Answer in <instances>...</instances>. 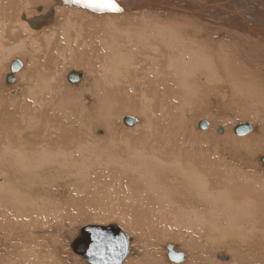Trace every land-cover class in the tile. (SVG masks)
<instances>
[{
  "label": "bare ground",
  "instance_id": "1",
  "mask_svg": "<svg viewBox=\"0 0 264 264\" xmlns=\"http://www.w3.org/2000/svg\"><path fill=\"white\" fill-rule=\"evenodd\" d=\"M239 1H232L231 13L252 19V28L222 12L197 15L165 4L132 10L120 2L124 11L101 13L73 0H0V264H50L57 251L46 237L65 232L59 222L74 221L75 209L81 208L80 221L90 216L84 211L90 187L99 191L100 185L106 193L124 190L142 206L147 234L161 243L180 240L170 243L185 254L184 262L173 263L168 245L154 242L147 261L130 260L135 240L120 227L131 239L123 264H244L247 256L263 261L264 7L261 0ZM245 5L250 9L240 10ZM47 15L44 26L30 24ZM16 60L22 68L8 85ZM68 64L79 66V83L68 81L72 71L57 81L58 68ZM86 77L90 96L66 83L78 87ZM202 85L208 97L222 96L238 108L242 122H236L240 117L225 128L231 118L221 116L227 110L231 115L229 108L213 113L210 122L199 121L204 111L194 120L187 106ZM116 114L137 123L129 127L122 117L118 126ZM238 124H250L251 132L233 136ZM117 128L141 133L118 143ZM224 249L232 258L218 256Z\"/></svg>",
  "mask_w": 264,
  "mask_h": 264
},
{
  "label": "rangeland",
  "instance_id": "2",
  "mask_svg": "<svg viewBox=\"0 0 264 264\" xmlns=\"http://www.w3.org/2000/svg\"><path fill=\"white\" fill-rule=\"evenodd\" d=\"M70 65H73V64H68V66H70ZM68 66H64V68H63V66L61 67V68H58V71H59V73H58V75H57V77L58 78H60V79H58L57 78V81L59 82V83H61L62 81V79L64 78V75H65V73L67 74L68 72L70 73V71H76L77 69V67H79V66H76V68H75V66L73 65V67L72 66H70V67H68ZM68 68V69H66V68ZM97 67V66H96ZM72 68V69H71ZM81 68L82 69H85V70H87L86 69V67H82L81 66ZM87 68H88V66H87ZM55 72H56V70H55ZM90 76V75H89ZM91 77V76H90ZM88 78V79H87ZM60 80V81H59ZM87 80V81H86ZM86 80L84 81V82H81L80 84H78V85H76V86H78V87H75V86H73V85H71V84H69L68 82H66L67 83V85H69V86H71L74 90H75V92H80V94H85V95H87V96H90L91 94V92L89 91V88H90V85H91V83L90 82H88L89 80H91V79H89V77H86ZM82 83H84V84H82ZM90 85H89V84ZM6 85V84H5ZM80 85V86H79ZM89 85V86H88ZM81 86H83V87H81ZM85 86H87L88 87V89H84V87ZM203 86V85H202ZM207 87L208 86H203L202 87V89L199 91V93H197L196 94V97H193V98H197V101H198V103H200L199 102V100H198V98H200V101H201V103L203 104V105H199L198 103H197V101H196V99H192V97L191 98H189V100L191 99V101H189V102H192L193 103V105H196V106H193L192 105V103H190V109H189V107L187 106V104H186V106H187V111L191 114V113H193V114H191V115H193L192 116V118L194 119V120H196L197 118H198V116L203 112V114H202V118L203 119H200L199 121H208V122H210V119L213 117L212 115H213V113L215 114V112H217V111H221V113L223 112V110H227L228 108L231 110V115H230V112L228 111V113H227V111H224V113L225 114H229V115H220L221 117H223V118H221V120H223L224 118V120H227L228 118H231V122L229 121V119H228V121L230 122V124H227V127L225 126V128H228V126H229V128H231L230 126H235V124H237V123H239V122H242V119H243V114L241 115L240 113V111H239V109L237 108L236 109V111H234L235 109V107L232 105V104H230L231 102H227L226 100H222V96L220 97V98H217V97H208V95H205V92L204 91H206V89H207ZM70 88V87H69ZM76 88H78V91H76L77 89ZM65 90H67V88L65 89ZM79 90H81V91H79ZM88 92H90V93H88ZM200 96V97H199ZM202 97V98H201ZM201 99H203V100H201ZM217 100V101H216ZM221 100V101H220ZM194 101H195V103H194ZM223 101V102H222ZM217 102L220 104H222V106H227L226 108L224 107H222L221 106V104L219 105V104H217ZM215 103H216V105H215ZM213 105L214 106H216V107H213ZM218 105L220 106V107H218ZM198 107H201V108H199V109H197ZM223 108V109H221V110H218V109H214V108ZM69 107H67L66 106V112H69V111H71V109H68ZM192 108V109H191ZM211 108V109H210ZM202 109H204V110H202ZM190 110H192V111H190ZM213 110H214V112H213ZM194 111V112H193ZM211 111V112H210ZM199 112H201V113H199ZM205 113H208V114H206L205 115ZM220 113V112H219ZM235 113V114H234ZM238 113V114H237ZM195 114H197V115H195ZM211 114V115H210ZM119 115V116H118ZM205 116V118H204V116ZM208 115H209V117H208ZM240 115V116H239ZM135 116V115H134ZM197 117V118H194V117ZM212 116V117H211ZM225 116H228L227 118L225 117ZM127 118V117H131L130 115H125V116H123V114H116L115 115V118H116V124L118 125V126H120V124L119 123H122V119L121 118ZM241 117V118H240ZM119 118V119H118ZM136 118H138V117H136ZM140 118V117H139ZM138 118V119H139ZM199 118H200V116H199ZM207 118V120H205ZM220 118H219V120H220ZM236 118V119H235ZM238 118H240L239 120H237ZM118 119V120H117ZM209 119V120H208ZM232 120H234V122L232 123ZM239 121V122H238ZM250 121V120H249ZM244 123L245 122H248V121H243ZM250 123H252V122H250ZM231 124H233V125H231ZM122 125V124H121ZM221 127H223V126H221ZM123 128H125L124 127V124H123ZM197 128V127H196ZM224 128V127H223ZM198 129V128H197ZM232 129V128H231ZM117 130L119 131L120 130V132L121 133H119L118 135V143H126L127 144V142H129V140L130 139H132V138H136L140 133H141V129H139V130H135V131H129V132H126V131H123L124 129H118L117 128ZM102 132V133H100V132ZM98 132H97V136L98 137H102V136H104L105 135V133H104V129H102V128H100V130H99ZM123 132V133H122ZM233 132V131H232ZM218 133H219V128H218ZM133 134V135H132ZM220 134V133H219ZM232 134V133H231ZM234 134V133H233ZM232 134V135H233ZM129 135V136H128ZM131 135V136H130ZM128 136V137H127ZM233 136H235V137H237V135H233ZM129 137H130V139H129ZM125 140V141H124ZM126 146V145H125ZM228 148H230V147H228ZM123 149V148H122ZM229 152V151H228ZM229 153H231V151L229 152ZM262 155H264V154H262ZM261 155V156H262ZM90 189H91V191H92V193H91V198L93 199L94 198V201L91 199L90 200V202L88 203V205L86 206V208H84L85 210V214L86 215H90V216H84V222L83 221H80L81 219H79L78 217H77V215H78V211H81V208H79L78 209V211H76V209H75V211L73 210L72 211V213H71V218H74V221L72 220L71 221V219L69 218V219H66V220H60V224H59V226L61 227V228H63L64 227V229H65V232H62V231H57V232H55L54 234H52V233H50L49 234V236H47L46 237V239L47 240H49V242H50V244H51V246H52V248H53V246H56V251H57V253L55 254V253H52V255H51V260H50V264H87L81 257H79L77 254H75L74 252H73V250L71 249V247H70V242H71V240L74 238V237H76L77 235H78V233H79V231L80 230H78V229H82V226H84V227H86V226H93V224H94V226H110V225H112V224H116V225H118L119 227H123L124 229H126V230H129V234H130V236H131V238H133L135 241L133 242V244H132V249L134 250V252L136 253V254H134V256L132 255V256H130V260H134V261H136V262H144V261H147L148 259H149V255H148V253L147 252H150V251H152V249H153V245H154V242H155V244H157V246H161V244L163 243H161V241H157V240H155L154 239V235L151 233V235L152 236H149V234H147V232H148V224L146 223V220L147 219H145L144 218V216H143V212H141L142 211V206L139 208L138 207V205L136 204V203H134V202H131V201H129L127 198H129V197H127V194H125V192H124V190H120L119 188H115V189H112V191L111 192H108V193H106L107 192V190L104 188V186L103 185H100V190L98 191V189L96 190V187L95 188H93V187H90ZM119 190V191H118ZM120 191H122V192H120ZM103 192H104V195H103ZM122 193V194H120V193ZM102 193V194H101ZM101 194V195H100ZM118 194V195H117ZM124 194V195H123ZM109 195V196H108ZM97 196V197H96ZM98 196H100V198L102 197V200H103V202H102V200L101 199H98V202L96 201L97 200V198H99ZM104 196V197H103ZM119 198H118V197ZM121 196H123V197H121ZM109 197V198H108ZM120 197H121V199L123 200V199H125V197H126V201L128 200V203H130V204H132V206L133 207H135V209L133 208V209H131L132 207H131V205L130 204H126V201L124 200V201H122L121 199H120ZM64 199H67L66 197H64L63 198V200ZM96 199V200H95ZM95 201L97 202V203H99V202H101V204L99 203V205H97V203H95ZM122 202V203H121ZM103 203L105 204V203H107L106 205H104L103 206ZM133 203H134V205H133ZM116 204V205H115ZM118 204V205H117ZM136 204V205H135ZM100 205H102L104 208L105 207H107V209L105 208H103L102 206H100ZM122 205V206H121ZM124 206V207H123ZM93 209H92V208ZM117 207H120V208H117ZM88 208V209H87ZM92 209V210H89V209ZM111 208H112V210H111ZM118 209V211H116V210ZM126 209V210H125ZM123 212H122V211ZM134 210L137 212L138 211V213H142V214H139L138 215V213H136V212H134ZM87 211H88V213H87ZM93 211V212H92ZM96 211V212H95ZM105 211H107V212H105ZM113 211V212H112ZM132 213H131V212ZM76 212V213H75ZM90 212V213H89ZM75 213V214H74ZM92 213H93V215H92ZM94 213H96V215L94 214ZM77 214V215H76ZM96 217H95V216ZM141 215V216H140ZM98 216V217H97ZM108 218H107V217ZM118 216V217H117ZM85 217H86V219H85ZM95 217V219H93ZM76 219H79V220H77L78 221V223L76 222ZM96 219H101V221H99V222H97V220ZM95 221V223H94V221ZM117 220V221H116ZM87 221V222H86ZM72 222V223H71ZM87 224H86V223ZM91 222H93V223H91ZM119 224H118V223ZM63 223H65V224H63ZM89 223V224H88ZM97 223V224H96ZM62 224V225H61ZM82 224H85V225H82ZM105 224V225H104ZM146 224V225H145ZM64 225V226H63ZM67 225V226H66ZM80 225V226H79ZM69 226V227H68ZM83 227V228H84ZM143 228H144V230L145 231H143ZM147 228V229H146ZM40 230V229H39ZM147 230V231H146ZM50 231H52V230H50ZM2 233V232H1ZM63 234V235H62ZM17 234H15V236H16ZM56 235V236H55ZM60 236V237H59ZM149 236V237H148ZM149 239V240H148ZM171 241H169V240H167L168 241V244H167V241L166 242H164L163 244L166 246V245H171V243L172 242H174L175 241V243L176 244H178V243H181V241L180 240H173V239H170ZM16 241V240H15ZM14 241V242H15ZM153 241V242H152ZM179 241V242H178ZM149 242L152 244H149ZM171 242V243H170ZM139 243V244H138ZM147 243H148V245L150 246H148L147 245ZM159 246V247H160ZM135 248V249H134ZM163 248V247H162ZM138 249V250H137ZM164 249V248H163ZM165 250V249H164ZM225 250V249H224ZM222 251V253L223 254H218V256H220V255H227L226 257H228L229 256V258H232L231 256H233V252L232 251ZM54 252H55V250H54ZM60 252V253H59ZM256 252H258V251H256ZM256 252H254V253H256ZM218 253H220V252H218ZM231 253V254H230ZM212 254V253H211ZM230 254V255H229ZM248 257V258H247ZM245 259H242L243 260V263L244 264H262V262L264 261V259H263V261L261 262V260L260 259H258V256H247ZM252 257V258H251ZM257 257V258H256ZM150 258H154L153 257V255L150 257ZM251 258V259H250ZM260 258V257H259ZM216 259L217 260H220L217 256H216ZM249 259V260H248ZM257 259V260H256ZM165 260H166V258H165ZM252 260V261H251ZM221 261V260H220ZM229 261H230V259H229ZM222 262H223V260H222ZM263 264H264V262H263Z\"/></svg>",
  "mask_w": 264,
  "mask_h": 264
},
{
  "label": "water",
  "instance_id": "3",
  "mask_svg": "<svg viewBox=\"0 0 264 264\" xmlns=\"http://www.w3.org/2000/svg\"><path fill=\"white\" fill-rule=\"evenodd\" d=\"M173 2L181 0H172ZM189 1L188 4H197L199 8L187 10L179 7L170 6L167 2H162L160 0H118V3L128 2L132 4V10H141L149 6H160L165 4L176 11H185L190 13H196L197 15L209 14L212 11L222 12L223 14L231 17L235 20L242 21L243 25L247 28H252L254 24L253 20L250 18H240L239 16L234 17L232 15V1L233 0H185ZM243 4H247V1L241 0ZM257 0H252V5L255 4ZM259 5L264 7V2ZM134 4V5H133ZM124 7V6H123ZM121 11H124V8ZM251 5H245L240 8V10L246 8L250 9ZM126 9V8H125ZM120 11V12H121ZM51 19L50 15L46 17H39L37 19L31 20L30 24L33 27L44 26L47 20ZM239 28V25L232 27ZM22 64L19 61H13L10 67V74L6 77V83L8 85H13L15 83L14 74L21 70ZM83 74L78 72H71L68 75V81L77 84L82 79ZM125 125L132 127L137 121L134 118L127 117L124 119ZM201 129L206 128V123H201ZM250 124H238L234 128V133L236 135H247L251 132ZM221 131V130H220ZM222 133V131H221ZM264 164V156L261 158ZM104 234V239L99 240V234ZM130 243L131 239L127 237L125 232L116 224L110 226H86L80 229L78 235L71 242L72 250L79 255L87 264H123L125 259L130 253ZM168 254L167 260L173 263H182L185 260V254L182 252H176L173 245H168L166 247ZM221 259L227 260L226 256L220 257Z\"/></svg>",
  "mask_w": 264,
  "mask_h": 264
},
{
  "label": "snow or ice",
  "instance_id": "4",
  "mask_svg": "<svg viewBox=\"0 0 264 264\" xmlns=\"http://www.w3.org/2000/svg\"><path fill=\"white\" fill-rule=\"evenodd\" d=\"M73 2L93 12L119 13L121 11L118 0H73ZM98 239L103 240L104 234H99Z\"/></svg>",
  "mask_w": 264,
  "mask_h": 264
}]
</instances>
